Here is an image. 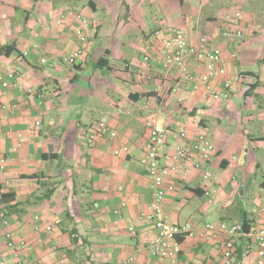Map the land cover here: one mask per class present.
I'll return each instance as SVG.
<instances>
[{"label":"crops","instance_id":"1","mask_svg":"<svg viewBox=\"0 0 264 264\" xmlns=\"http://www.w3.org/2000/svg\"><path fill=\"white\" fill-rule=\"evenodd\" d=\"M87 1L0 0V47L14 42L16 48L0 56V71L23 72L20 83L34 92L29 97L0 87V158L6 160L0 211L9 222L0 220V257L8 264H118L128 257H134L129 264H168L152 251L153 224L139 217L152 199L140 161L145 122L155 118L168 131L163 165L170 163L179 129L189 139L211 132L214 153L199 169L171 178L175 188L164 196L163 216L196 228L181 240L175 264H224L229 238L207 239L205 223L240 228L245 220L251 229L264 227V210L257 213L264 185V0H94V13L105 11L96 19ZM67 10L88 20L86 43L75 35L78 21L55 23ZM235 11L240 18L227 20ZM166 26L182 28L192 44L207 37L222 52L226 77L243 74L228 99L211 102L187 83L172 92L178 70L163 68V42L153 36ZM78 47L80 61L64 65L61 58ZM100 58L107 64L99 66ZM187 65L199 73L193 61ZM100 121L116 136H96L89 144ZM19 133L23 143L14 152ZM223 146L232 148L231 157L222 156ZM205 171L217 181H204ZM209 187L214 193L205 196ZM233 244L237 264H255L249 238L235 237Z\"/></svg>","mask_w":264,"mask_h":264},{"label":"built area","instance_id":"2","mask_svg":"<svg viewBox=\"0 0 264 264\" xmlns=\"http://www.w3.org/2000/svg\"><path fill=\"white\" fill-rule=\"evenodd\" d=\"M243 2L245 0H239ZM66 18H73L78 21V26L75 28V35L81 44L86 43V31L89 27L88 20L81 14L75 13L72 10L62 12L55 19L57 25L61 24ZM239 19L240 12L235 11L233 14H227L226 19ZM45 29H48L46 27ZM227 35V34H225ZM236 35L240 36L241 31L237 30ZM36 36V35H35ZM153 36L159 38L163 42L161 63L163 68H176L179 73L180 82L178 86L172 89L173 93H178L186 83L194 91H202L206 98L211 102H219L229 98L232 88L244 80L241 74H233L226 77V68L222 52L217 47H211L209 39L205 36L199 38L197 44L190 43L184 32L173 26L158 28L154 31ZM33 48L37 45L33 44ZM83 50L78 47L67 53L61 58V62L66 66L76 65L82 58ZM233 56V55H232ZM143 60L149 62V57L144 56ZM193 61L200 69L199 73H192L188 69V61ZM41 64H46L45 58L40 59ZM24 77L23 72L0 71V87L5 90L9 86L16 87L19 91H24L27 96L34 95L33 89L24 88L20 83ZM17 106H11V112H15ZM38 124V123H37ZM145 127L148 130V139L146 142V152L141 159V165L150 182L152 190V199L148 205L147 213L141 212L139 217L153 224L157 232L155 241L152 244L153 253L161 259H164L168 264H175L181 251V240L193 237L196 228L192 223L170 224L163 216V199L167 192L174 190L175 185L171 178L175 174H186L190 169H199L202 163L207 162L214 153V147L211 140L203 132L198 133L193 139H189L184 128L178 130L177 142L173 146V152L170 155V163L161 164L162 151L167 143V129L155 118H149L145 122ZM107 135L111 138L116 136V133L108 128L104 122H97L88 137V143H92L96 136ZM18 142L13 148L16 152L23 143V137L17 134ZM126 152L127 148H122ZM120 150H115L114 154L118 155ZM5 158H0V169L5 168ZM204 181L216 182L217 176L210 171H205L202 176ZM212 187L204 190L205 196L213 195ZM260 203L261 207L257 211L260 213L264 210V185L260 188ZM0 220L4 225H8L6 215L0 211ZM50 230V226L45 228ZM203 229L207 232L205 236L213 238L217 234H224L229 239L225 242L223 248L224 264H237L235 261V249L233 238L244 236L249 238L255 246L256 260L255 264H264V227L252 228L248 232H243L238 226L227 225L225 223L211 224L205 223ZM131 233H134L132 228H129ZM5 238L8 246H13L12 235L10 231L5 233ZM18 247L24 248L25 242L19 241ZM134 260V257H128L121 260L118 264H129ZM0 264H8L5 258L0 257ZM44 264V263H43ZM48 264H58L51 262Z\"/></svg>","mask_w":264,"mask_h":264},{"label":"trees","instance_id":"3","mask_svg":"<svg viewBox=\"0 0 264 264\" xmlns=\"http://www.w3.org/2000/svg\"><path fill=\"white\" fill-rule=\"evenodd\" d=\"M86 5L90 8V10H92L93 12H95L96 11V4H95V2H94V0H88L87 2H86ZM12 53H16V48H15V43L14 42H11V43H9V44H7V45H5V46H1L0 47V56H9L10 54H12ZM106 62V64H107V59H105V58H100V60H99V63H100V65L99 66H101V62ZM242 76H243V74H241ZM46 154H43L41 157L43 158V159H45V156ZM28 178H30V177H28ZM13 196H10V198H12ZM5 215H6V213H5ZM240 229L243 231V232H248L251 228H250V224H249V222H247V221H243L242 222V225H241V227H240Z\"/></svg>","mask_w":264,"mask_h":264},{"label":"rangeland","instance_id":"4","mask_svg":"<svg viewBox=\"0 0 264 264\" xmlns=\"http://www.w3.org/2000/svg\"><path fill=\"white\" fill-rule=\"evenodd\" d=\"M79 1H80V0H79ZM144 5H146V4H144ZM144 5H142V9H144ZM88 12H89L90 15L94 13V12L91 11V10H89ZM104 12H105V11H103L101 8H99L98 12L94 13L93 16H94V18L96 19V17H97L98 15H102V13H104ZM181 30H182V28H181ZM182 31H183V30H182ZM203 133H205L207 136H209L211 132H210L209 130H206V131L203 132ZM217 144H219V143H217ZM221 149H223V150H222V156H223V157H226V158L231 157V154H232V148H231V147H229V146H225V147H224V146H223V147H221Z\"/></svg>","mask_w":264,"mask_h":264}]
</instances>
